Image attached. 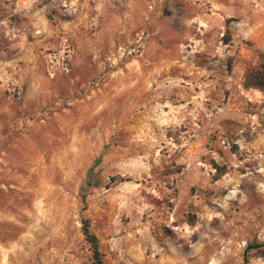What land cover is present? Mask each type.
<instances>
[{
    "label": "rangeland",
    "instance_id": "374dc122",
    "mask_svg": "<svg viewBox=\"0 0 264 264\" xmlns=\"http://www.w3.org/2000/svg\"><path fill=\"white\" fill-rule=\"evenodd\" d=\"M253 69L264 0H0V264H264Z\"/></svg>",
    "mask_w": 264,
    "mask_h": 264
},
{
    "label": "trees",
    "instance_id": "16d2710c",
    "mask_svg": "<svg viewBox=\"0 0 264 264\" xmlns=\"http://www.w3.org/2000/svg\"><path fill=\"white\" fill-rule=\"evenodd\" d=\"M242 84L243 87L245 88H256L259 91H261L262 94L264 95V71L262 69H253L248 71L243 79ZM98 162H99V158H97L94 162V165H92L87 170L86 180H85V183L87 185H91L93 181H95L93 168L95 164H97ZM216 168L219 171L223 170L222 167L217 165ZM111 179L115 180L114 177H112ZM81 233L89 248L91 264H106L103 258V253L100 248L99 240L95 235V233L91 230L89 220L86 218L82 219L81 221ZM262 245H264V238L260 242L248 243L244 251V263L247 261V252L250 249L258 248Z\"/></svg>",
    "mask_w": 264,
    "mask_h": 264
}]
</instances>
